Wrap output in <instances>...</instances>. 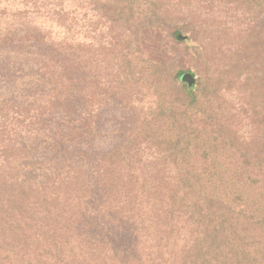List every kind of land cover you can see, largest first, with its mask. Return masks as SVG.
<instances>
[{
    "label": "trees",
    "instance_id": "1",
    "mask_svg": "<svg viewBox=\"0 0 264 264\" xmlns=\"http://www.w3.org/2000/svg\"><path fill=\"white\" fill-rule=\"evenodd\" d=\"M0 264H264V0H0Z\"/></svg>",
    "mask_w": 264,
    "mask_h": 264
},
{
    "label": "rangeland",
    "instance_id": "2",
    "mask_svg": "<svg viewBox=\"0 0 264 264\" xmlns=\"http://www.w3.org/2000/svg\"><path fill=\"white\" fill-rule=\"evenodd\" d=\"M217 15H219L218 13H215ZM214 15V16H217ZM184 34H189L192 43L190 42H186L184 41V43L186 45L189 46L190 52L192 54H188V55H180L178 54L176 56V65L183 67L186 70H191L193 71L195 74H199L200 71H202L203 69V63H204V58H201L200 55H195L193 54V48L195 45H197V43L195 42V40L193 39V37L191 36L190 33H184ZM207 40V39H206ZM181 42V41H180ZM184 45H180L178 46L179 51H183ZM105 112L103 114L104 118L101 117V124H103V129L102 131L105 132L107 134V136H110V132L114 131V134H116V130L120 125V122L122 121L121 119H123V113L119 108H115L113 107L111 104L109 106H106L104 108ZM116 138H114L113 140L115 141ZM113 140H110V137L106 138V139H96L93 143H88L85 142L84 145L86 147H89L92 145L93 148L99 150V149H106L108 148L110 145H112ZM33 139L28 140V142H32ZM38 142V146H36V148L38 149V153L35 155V160L38 162H41L43 159L45 160V155L46 153V147L48 146V144L44 143L41 140H37Z\"/></svg>",
    "mask_w": 264,
    "mask_h": 264
},
{
    "label": "water",
    "instance_id": "3",
    "mask_svg": "<svg viewBox=\"0 0 264 264\" xmlns=\"http://www.w3.org/2000/svg\"><path fill=\"white\" fill-rule=\"evenodd\" d=\"M178 40L181 41V42L186 41V42L192 43L189 34H180L178 36ZM185 81L189 83L190 87H192L194 85V82H195V77L192 74H187L186 77H185Z\"/></svg>",
    "mask_w": 264,
    "mask_h": 264
}]
</instances>
